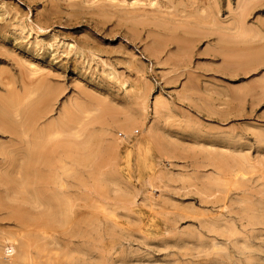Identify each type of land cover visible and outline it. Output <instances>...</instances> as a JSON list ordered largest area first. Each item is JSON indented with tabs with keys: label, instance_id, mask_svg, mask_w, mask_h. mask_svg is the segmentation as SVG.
Masks as SVG:
<instances>
[{
	"label": "rangeland",
	"instance_id": "obj_1",
	"mask_svg": "<svg viewBox=\"0 0 264 264\" xmlns=\"http://www.w3.org/2000/svg\"><path fill=\"white\" fill-rule=\"evenodd\" d=\"M0 99V264H264V0H0Z\"/></svg>",
	"mask_w": 264,
	"mask_h": 264
},
{
	"label": "bare ground",
	"instance_id": "obj_2",
	"mask_svg": "<svg viewBox=\"0 0 264 264\" xmlns=\"http://www.w3.org/2000/svg\"><path fill=\"white\" fill-rule=\"evenodd\" d=\"M195 1H196V0H195ZM252 1H253V0H252ZM254 1H255V0H254ZM207 2H208V1H207ZM243 2H244V1H243ZM173 3H174V2H173ZM261 3H262V2H261ZM197 4H198V3H197ZM206 4H207V3H206ZM246 4H247V1H246ZM251 4H253V3H251ZM173 5H174V4H173ZM185 5H187V4H185ZM207 5H208V4H207ZM243 5L245 6V4H243ZM174 6H175V5H174ZM188 6H189V5H188ZM193 6H194V5H193ZM195 6H196V5H195ZM175 7H176V6H175ZM186 7H187V6H186ZM207 7H208V6H207ZM209 7H211V6H209ZM242 7H243V6H242ZM247 7H248V5H247ZM258 7H259V6H258ZM192 8H193V7H192ZM202 8H203V7H202ZM202 8H201V9H202ZM182 9H183V8H182ZM185 9H187V8H185ZM241 9H242V8H241ZM241 9H240V10H241ZM245 9H246V7H245ZM189 10H190V9H188V11H189ZM202 10H203V9H202ZM248 10H249V9H248ZM248 10H247V11H248ZM166 11L168 12L169 10H166ZM185 11H186V10H185ZM247 11H246V12H247ZM186 12H187V11H186ZM189 12H190V11H189ZM202 12H203V11H202ZM209 12H210V11H209ZM178 13H179V12H178ZM190 14H191V13H190ZM190 14H189V15H190ZM201 14H203V13H201ZM248 14H249V11H248ZM101 15H102V13H101ZM169 15H171V14H169ZM191 15H192V14H191ZM191 15H190V16H191ZM246 15H247V14H246ZM105 16H106V15H105ZM198 16H199V15H198ZM203 16H204V15H203ZM174 17H175V16H174ZM200 17H202V16H200ZM163 18H164V17H163ZM171 18H172V15H171ZM171 18H170V19H171ZM180 18H181V17H180ZM103 19H104V17H103ZM133 19H134V18H133ZM170 19H169V20H170ZM165 20H166V19H165ZM180 20H181V19H180ZM134 21H135V20H134ZM134 21H131V22L133 23ZM161 21H162V20H161ZM166 21H167V20H166ZM212 21H213V20H212ZM243 21H244V20H243ZM162 22H163V21H162ZM167 22H168V21H167ZM198 22H199V21H198ZM215 22H216V21H215ZM136 23H137V22H136ZM232 23H233V22H232ZM235 23H236V22H235ZM235 23H234V25H235ZM137 24H139V23H137ZM164 24H165V23H164ZM182 25L184 26L183 23H182ZM183 26H182V28H183ZM212 26H213V25H212ZM231 26H232V25H231ZM242 26H244V25L242 24ZM165 27H166V26H164V28H165ZM180 27H181V26H180ZM213 27H214V26H213ZM156 28H157V27H156ZM168 28H169V27H168ZM168 28H167V29H168ZM234 28H235V27H234ZM232 29H233V28H232ZM241 29L244 31L243 28H241ZM235 30H236V29H235ZM126 31H127V30H126ZM157 31H158V30H157ZM157 31H156V32H157ZM165 31H166V30H165ZM184 31H185V30H184ZM243 31H240L239 33H242V34H243ZM127 32H128V31H127ZM156 32H155V33H156ZM256 32H257V31H256ZM196 33H197V32H196ZM218 33H219V32H218ZM251 33H254V32H251ZM128 34H129V33H128ZM156 34H158V32H157ZM164 34H165V33H164ZM248 34H249V32H248ZM131 35H132V34H131ZM154 35H155V34H154ZM162 35H163V34H162ZM132 36H133V35H132ZM155 36H156V35H155ZM163 36H164V35H163ZM156 37H157V36H156ZM165 37H166V36H165ZM218 37H220V35H218ZM151 38H152V37H151ZM158 38H159V36H158ZM158 38H157V39H158ZM236 38H237V37H236ZM153 39H154V38H152V40H153ZM165 39H166V38H165ZM241 39H242V38H241ZM154 40H155V39H154ZM219 40H220V38L218 39V41H219ZM132 41H133V40L131 39V42H132ZM234 44H235V43H234ZM149 47H150V46H149ZM245 49H246V48H245ZM254 56H255V55H254ZM245 57H246V56H245ZM4 58H5V57H4ZM253 58H255V57H253ZM5 60H6V59H5ZM256 60H257V59H256ZM252 61H253V60H252ZM7 62H8V61H7ZM174 62H175V61H174ZM247 63H248V62H247ZM252 63H253V62H252ZM248 64H249V63H248ZM248 64H247V65H248ZM174 67H175V66H174ZM28 81H29V79H28ZM33 82H34V81H33ZM33 82H32V83H33ZM9 84H10V83H9ZM28 84H29V83H28ZM5 87H6V86H5ZM48 87L50 88V86H48ZM259 87H260V86H259ZM259 87H258V88H259ZM36 88L39 89V87H38L37 85H36L35 89H36ZM51 89H52V88H51ZM259 89H260V88H259ZM48 90H49V89H48ZM260 90H261V89H260ZM260 90H259V91H260ZM38 91H40V90H38ZM45 92H46V91H45ZM261 92H262V91H261ZM55 93H56V91H55ZM44 94H45V93H44ZM48 94H49V93H48ZM80 95L83 96V94H80ZM47 96H48V95H47ZM49 96H50V95H49ZM57 96H58V95H57ZM57 96H55V97H57ZM3 97H4V96H3ZM3 97H2V98H3ZM5 97L8 98L7 95H6ZM5 97H4V98H5ZM16 98H17V97H16ZM0 100H1V99H0ZM37 100H38V99H37ZM56 100H57V99H56ZM16 101H17V99H16ZM46 101H47V100H46ZM24 102H25V101H24ZM54 102H55V100H54ZM1 103H2V102H1ZM19 103H20V102H19ZM21 103H22V102H21ZM21 103H20V104H21ZM52 103H53V102H52ZM41 104H42V103H41ZM77 104H78V103H77ZM77 104H76V105H77ZM49 105H50V104H49ZM79 105H80V104H79ZM17 106H18V105H17ZM19 106H20V105H19ZM50 106H51V105H50ZM69 106H70V105H69ZM71 106H72V105H71ZM4 108H5V107H4ZM6 108H7V107H6ZM67 108H69V107H67ZM33 109H34V108H33ZM44 109H45V108H44ZM77 109H79V107H78ZM84 109H85V108H84ZM14 110L16 111V108H14ZM25 110H26V108H25ZM39 110H40V109H39ZM73 110H74V109H73ZM75 110H76V109H75ZM64 111L66 112V109H65ZM67 111H68V110H67ZM70 112H71V111H70ZM74 112H75V111H74ZM84 112H85V111H84ZM16 114H17V112H16ZM16 114H14V115H16ZM70 114L73 116L75 113H74V114H73V113H70ZM78 114H79V113H78ZM45 115H46V114H45ZM75 115H77V114H75ZM79 115H80V114H79ZM69 116H70V115H69ZM72 116H70V118H71L70 121H73L72 118H75V116H73V117H72ZM77 116H78V115H77ZM26 117H27V116H26ZM46 117H47V116H46ZM63 117L65 118L64 114H63ZM79 117H80V116H79ZM79 117H78V118H79ZM40 118H41V117H40ZM64 118H63V119H64ZM68 118H69V117H68ZM78 118H77V119L75 118V119L78 120ZM17 119H18V118H17ZM28 119H29V115H28ZM41 119H42V118H41ZM41 119H40V120H41ZM61 119H62V118H61ZM18 120H19V119H18ZM18 120H17V121H18ZM31 120H32V119H29V121H31ZM79 120H80V119H79ZM79 120H78V121H79ZM41 121H42V120H41ZM58 121H59V120H58ZM60 121H61V120H60ZM62 121H63V120H62ZM63 122H67L66 119H65V121H63ZM73 122H74V121H73ZM73 122H71V123L73 124ZM39 123H40V122H39ZM41 123H42V122H41ZM57 123H58V122H57ZM68 123H69V122H68ZM58 124H60V122H59ZM64 124H65V123H64ZM69 124H70V123H69ZM76 124H77V123H76ZM50 125H51V124H49V125H47V126H50ZM53 125H54V124H53ZM66 125H68V124H66ZM73 125H75V124H73ZM5 126H6V127H5V128H6L5 132H6V131L9 132V131H13V130H14V129H13L12 127H10L9 125H5ZM36 126H37V125H36ZM62 126L65 128V125H62ZM50 127H51V126H50ZM54 127L56 128V125H54ZM67 127H68V126H67ZM70 127H71V126H70ZM47 128H48V130L45 132L46 134H47V132H48L49 130H51V129H49V127H47ZM51 128H53V127H51ZM53 129H54V128H53ZM53 129H52V130H53ZM65 129H66V128H65ZM65 129H64V131H66V132H69V131H67L68 129L72 130V128H67L66 130H65ZM79 129H80V128H79ZM79 129H78V130H79ZM20 130H22V128H21ZM52 130L50 131L51 133H52ZM55 130H56V129H55ZM34 131H35V130H34ZM80 131H81V129L79 130V132H80ZM32 132H33V131H32ZM50 132H49V133H50ZM79 132H78V133H79ZM124 132H125V131H124ZM34 133H35V132H34ZM37 133H38V132H36L35 134H37ZM49 133H48V134H49ZM53 133H54V132H53ZM70 133H72V132H70ZM32 134H33V133H32ZM46 134H45V135H46ZM48 134H47V135H48ZM55 134H57V133H55ZM59 134H60V133H59ZM59 134H58V135H59ZM62 134H64V133L62 132ZM73 134L75 135L74 130H73ZM28 135H29V134H28ZM39 135H40L39 137L41 138L43 134L40 132ZM45 135H44V136H45ZM58 135H55V136H56V137H59V138H62V136H60V135L58 136ZM79 135H80V134H79ZM25 136H26V139H27V135H25ZM37 136H38V135H36V137H37ZM44 136H43V137H44ZM50 136H51V135H50ZM64 136H65V135H63V137H64ZM126 136H127V135H125V137H126ZM14 137H15V136H14ZM30 137H31V136H30ZM39 137H38L37 141H34L36 144H38V142H39ZM48 137H49V136H47V138H48ZM65 137H66V136H65ZM69 137H71L72 139H73V138L76 139L77 136L73 137V136L70 135ZM17 138H18V137H17ZM17 138H16V139H17ZM20 138L23 139V138H25V137H21V136H20ZM44 138H45V137H44ZM47 138H46V139H47ZM66 138H67V137H66ZM28 139H29V137H28ZM34 139H35V137H34ZM48 139H49V138H48ZM48 139H47V140H48ZM52 139H53V138H52ZM79 139H80V138H79ZM79 139H78V140H79ZM81 139H84V138H81ZM29 140H30V139H29ZM29 140H28V141H29ZM40 140L42 141V139H40ZM85 140H86V139H85ZM11 141H12V140H11ZM25 141H26V140H25ZM28 141H27V144H28ZM49 141H50V140H49ZM51 141H53V140H51ZM75 141H76V140H75ZM86 141H88V140H86ZM9 142H10V141H9ZM16 142H17V141H16ZM17 143H18V142H17ZM17 143H16V144H17ZM21 143H22V142H21ZM46 143H47V142H46ZM60 143H61V142H60ZM73 143H74V142H73ZM13 144H15V143H13ZM27 144H26V145H27ZM39 144H40V142H39ZM56 144H57V143H56ZM61 144H63V143H61ZM66 144H67V143H66ZM68 144H69V143H68ZM68 144H67V146H68ZM28 145H29L30 147H32V148H30V149H34V148H35V147H33L34 144H32V142H31V145H30V142H29ZM50 145H51V143H50ZM84 145H85V143H84ZM63 146H64V144H63ZM11 147H13V146H11ZM65 147H66V145H65ZM82 147H84V146H82ZM13 148H14V147H13ZM27 148H28V147L26 146V150L28 151ZM60 148H61V146H60ZM66 148H67V147H66ZM35 149H36V152H37V148H35ZM40 149H41V147H40ZM40 149H39V150H40ZM58 149H59V148H58ZM67 149H68V148H67ZM104 149H105V148H104ZM62 150H63V149H62ZM70 150H71V149H70ZM50 151H51V150H50ZM63 151H64V150H63ZM73 151H74V150H73ZM40 152H41V151H40ZM40 152H39V155H40ZM43 152H45V151L43 150ZM64 152H65V151H64ZM5 153H6V149H5ZM21 153H22V152H21ZM30 153H31V151H30ZM60 153H62V151H61ZM19 154H20L19 151H16L14 154H12V155L9 157V163H10V168H11V170H12V171H13V170H16V171H13V172H17L16 174H18V175L20 174V172H22V175L24 176V178H21V177H20V178L23 179V181H21V182H20V181H16V180L12 177L13 175L11 176L12 173H11V174H6V177H5V176L3 177V175H2V176H1L2 178H1V179L3 180V182H4L8 187H11V184H14V186H13L14 188H15V187H16V188H20V189H23V191H24V189H26V187H27L28 185L31 184L30 187L33 186V187H34V190L36 191V193H37V192H40L41 189H42V179H43V176H42L41 174H37L36 171H35V166H36L35 163H36L37 160H34V159H36V158H35V157H32V155L30 154L29 158H25V159H24L25 161L22 159V160H23V164H21V166H19V165H18V159L16 158ZM33 154H34V153H33ZM45 154H46V153H45ZM72 154H73V153H72ZM28 155H29V154H28ZM43 155H44V154H43ZM43 155H42V156H43ZM34 156H35V155H34ZM44 156H45V155H44ZM46 156H47V155H46ZM46 156H45V159H47ZM36 157H37V155H36ZM66 157H68V156L66 155ZM21 158H22V157H21ZM23 158H24V157H23ZM33 158H34V159H33ZM39 158H40V157H39ZM39 158H38V159H39ZM42 158H43V157H42ZM2 160H3V159H2ZM47 160H48V159H47ZM52 161L54 162V160H52ZM20 162H21V161H20ZM44 163H45V162H44ZM40 164H41V163H40ZM38 165H39V163H38ZM41 165H42V164H41ZM43 166H44V165H43ZM43 166H42V167H43ZM51 166H52V165H51ZM49 167H50V166H49ZM53 167H54V166H53ZM38 168H39V167H38ZM38 168H37V169H38ZM47 168H48V167H47ZM50 168H51V167H50ZM19 169H22V171L19 170ZM42 169H43V168H42ZM127 169H128V168H127ZM6 170H7V169H6ZM7 171H8V170H7ZM7 171H6V172H7ZM72 171H73V170H72ZM44 172H45V171H44ZM39 173H41V172H39ZM48 173L50 174L51 172H48ZM16 174H15V175H16ZM18 175H17V176H18ZM23 176H22V177H23ZM17 180H18V179H17ZM19 180H20V179H19ZM44 180H45V179H44ZM44 180H43V181H44ZM46 180H47V179H46ZM46 180H45V183H44V184H46ZM49 180H50V179H49ZM31 182H32L33 184H32ZM2 185H4V184H2ZM28 188H29V187H28ZM28 188H27V189H28ZM6 189L8 190V188H6ZM10 189H11V188H10ZM10 189H9L8 191H10ZM29 189H31V188H29ZM54 189H55V188H54ZM54 189H53V190H54ZM16 190H17V189H16ZM18 190H19V189H18ZM35 191H34V192H35ZM45 191H46V189H45ZM10 192H11V191H10ZM19 192H20V191H19ZM28 192H29V190H27V193H28ZM23 193H24V192H23ZM30 193H31V191H30ZM13 194H14V193H13ZM17 194H18V193H17ZM24 194H25V193H24ZM33 194H34V193H33ZM1 195H2V194H1ZM1 195H0V196H1ZM18 195H19V194H18ZM15 197H16V196H15ZM15 197H14V198H15ZM58 198H59V197H58ZM51 199H52V198H51ZM64 199H65V198H64ZM26 200H27V199H26ZM54 200H55V199H54ZM3 201H4V200H3ZM21 201L24 202V200H21ZM55 201H56V200H55ZM2 203H3V202H2ZM3 204H4V203H3ZM26 204H27V203H26ZM29 204H30V203H29ZM35 204H36V202H35ZM35 204H34V205H35ZM55 204H56V203H55ZM37 205H38V208H39V204H37ZM2 206H3V205H2ZM31 208H32V207H31ZM57 208H58V207H57ZM40 209H41V207H40ZM22 210H23V209H22ZM36 210H37V209H36ZM3 212H4V211H3ZM12 212H13V211H12ZM3 214H4V213H3ZM55 214H56V213H55ZM5 215H6V214H5ZM26 215H28V214H26ZM26 215H25V217H27ZM8 216L10 217V215H8ZM221 216H222V215H221ZM29 217H30V216H29ZM52 217H53V216H52ZM17 218L20 220L19 222H24V221L26 220V219L23 218L21 215H20V216H17ZM30 218H31V217H30ZM56 218H57V217H56ZM6 219H7V218H6ZM7 220H8V219H7ZM257 221H258V220H257ZM257 221H256V222H257ZM57 222L59 223V221H57ZM256 222H255V223H256ZM249 223H250V222H249ZM258 223L260 224L261 222H258ZM258 223H257V224H258ZM37 224H39V223H37ZM247 224H248V223H247ZM251 224H252V223H251ZM251 224H250V225H251ZM253 224H254V223H253ZM263 224H264V223H263ZM20 225H21V224H20ZM33 225H34V224H33ZM35 225H36V224H35ZM250 225L248 224V226H250ZM254 225H255V224H254ZM31 227L33 228V226H31ZM20 229H21V228H20ZM21 231H22V230H21ZM23 231H24V230H23ZM28 231H29V230H28ZM17 233H18V232H17ZM34 233H35V232H34ZM36 233L38 234V232H36ZM36 233H35V235H36ZM42 233H43V232H42ZM44 233H45V232H44ZM2 235H3V234H2ZM14 235H15V234H14ZM25 235H26V234H25ZM35 235H34V237H35ZM44 235H45V234H44ZM44 235H42V236L44 237ZM17 236H20V235H17ZM36 236H37V235H36ZM3 237H4V236H3ZM20 238H21V237H20ZM25 238H26V237H24V239H25ZM30 238H31V237H30ZM17 239H18V238H17ZM17 239H15V237H14V238L12 237V239L5 238V237H4V240H3V241H4V244H6V245H5V248H6V249L4 250L5 253H3V255H4V259L7 258V259L12 260L13 257H12L11 255H12V253L14 254V253L16 252V250H15V249H16V245H17L16 243L19 241V239H18V241H17ZM32 239H33V237H32ZM32 239H31V241H32ZM36 239H37V237H36ZM38 239H39V238H38ZM0 241H2V240H0ZM57 241H58V240H57ZM15 242H16V243H15ZM47 242H48V240H47ZM47 242H45V243H47ZM53 242H55V241H53ZM63 243H64V242H63ZM55 244H56V243H55ZM59 244H60V242L58 243V245H59ZM44 246H45V244H44ZM44 246H43V248H44ZM56 246H57V244H56ZM2 247H3V246H2ZM32 247H33V246H32ZM19 248L21 249L22 253L25 255V254L27 253V251H28V248H29V242H28V241H23V242H21L20 245H19ZM56 248H57V250L59 249L58 246H57ZM57 250H56V251H57ZM17 251H18V249H17ZM47 251H48V250H47ZM2 252H3V251H2ZM17 254H18V253H17ZM15 255H16V254H15ZM20 255H21V253H20ZM20 255H19V257H20ZM17 256H18V255H17ZM11 257H12V258H11ZM22 257H23V256H21V258H22ZM25 257H26V256H25ZM28 257H29V254H28ZM14 258H15V257H14ZM56 258H57V257H56ZM2 259H3V258H2ZM1 261H2V260H1ZM3 261H4V260H3ZM54 261H55V260H54ZM58 262H59V261H58ZM0 263H1V262H0ZM55 263H56V262H55ZM55 263H54V264H55ZM16 264H17V263H16ZM52 264H53V262H52Z\"/></svg>",
	"mask_w": 264,
	"mask_h": 264
}]
</instances>
